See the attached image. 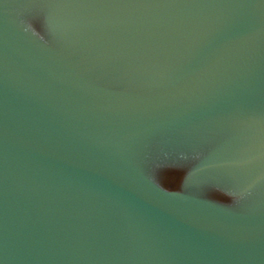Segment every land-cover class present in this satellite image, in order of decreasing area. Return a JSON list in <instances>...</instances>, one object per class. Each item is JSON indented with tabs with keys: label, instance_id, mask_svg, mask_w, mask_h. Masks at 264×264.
Segmentation results:
<instances>
[{
	"label": "water",
	"instance_id": "obj_1",
	"mask_svg": "<svg viewBox=\"0 0 264 264\" xmlns=\"http://www.w3.org/2000/svg\"><path fill=\"white\" fill-rule=\"evenodd\" d=\"M0 264H264V0H0Z\"/></svg>",
	"mask_w": 264,
	"mask_h": 264
}]
</instances>
